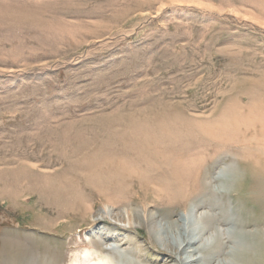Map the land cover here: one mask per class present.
<instances>
[{"label": "rangeland", "instance_id": "1", "mask_svg": "<svg viewBox=\"0 0 264 264\" xmlns=\"http://www.w3.org/2000/svg\"><path fill=\"white\" fill-rule=\"evenodd\" d=\"M263 117L264 0H0V251L43 264H88L96 250L116 264H172L148 230L113 228L129 231L124 209L106 218L96 187L109 183L95 187L85 168L156 147L205 160L248 220L234 231L264 238L243 185V158L264 166ZM132 182L117 197H138ZM87 207L95 215L83 218ZM206 212L194 209L193 222Z\"/></svg>", "mask_w": 264, "mask_h": 264}, {"label": "bare ground", "instance_id": "2", "mask_svg": "<svg viewBox=\"0 0 264 264\" xmlns=\"http://www.w3.org/2000/svg\"><path fill=\"white\" fill-rule=\"evenodd\" d=\"M224 115L226 114L224 113ZM209 123L212 124L213 122ZM206 135L208 136V134ZM222 137L224 136L222 135ZM144 138L146 139V137ZM178 143L180 144V142ZM156 149L152 152L154 154H149L147 151L148 153H131L132 155L125 154L126 149H124L120 153H117L119 155L118 157L116 155L115 157H109V154L106 153L102 154V158L99 159L98 157L99 160H90L85 165V168L89 170L88 174H90L88 181L95 187V180L97 182V180L99 181L103 178L105 179V183H109L107 189H98L96 187L97 194L100 197L102 196L101 198L105 203L102 213L106 218L122 217L120 212L124 209L123 212L127 219L129 231L121 230L118 227L113 228L117 232L123 233H128L132 230L139 233V229L148 230L146 232L148 233L146 234L149 237L148 239L161 251V256L172 264H264L263 236L254 239L248 235L238 234L234 231L235 228H246L249 224L248 220L241 217L240 210L236 213L232 209V204L228 202L229 196L225 191V187L228 189V186H224V179H214L204 174L205 170H207L204 168L205 160L199 164L195 156L180 154L169 155L167 154L168 151L165 152L167 155L160 154V152L155 154ZM103 151L104 149H99L93 154L98 156L97 154ZM243 159L249 165L247 166V171L250 174V177L248 176L246 179V184L243 185L249 187L246 192L255 196L256 200L252 199L254 201L253 203L257 204V208L262 214L264 213V185H262L264 183L263 163L260 164L248 158ZM142 172L148 173V176L141 175ZM251 173H256V175L251 176ZM134 179L140 182H138L139 185L137 184L140 190L139 196L136 197L133 194L132 196H124L125 192L126 194L128 192L124 190L122 195L117 197L119 192L117 190H120V186H118L119 182L123 187L124 184L122 183L131 184L130 186L134 187L133 185L135 183L133 184L132 182ZM215 182L219 183L217 187L215 186ZM88 185L90 187L92 186L89 183ZM91 188L95 189L94 187ZM65 195L69 197L67 193ZM76 203H81V201ZM243 206L245 207L244 203ZM250 207L252 206L250 205ZM151 208L156 211L154 214L151 213ZM179 208L182 210L181 214L176 213V210ZM194 209L207 210V212L203 213L193 222V218H196L192 214ZM241 211H243L242 208ZM247 212V210H244L245 214ZM94 215L91 207L84 209L83 218L93 217ZM159 218L161 219L158 220ZM220 226L228 229L226 230V234L224 230L221 232ZM214 227L217 230L215 233H211L212 236L209 238L208 235L210 234L208 233L212 232ZM5 252H9L12 255L13 251L8 248L4 250L3 248L0 251V264H43L38 259H35L31 253L21 249L13 252L14 255L18 254V260L8 257ZM5 256L9 260H6ZM138 257H141L140 254H138ZM87 262L88 264H116V261L109 255V252L104 250H96L90 254Z\"/></svg>", "mask_w": 264, "mask_h": 264}]
</instances>
